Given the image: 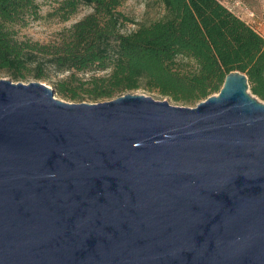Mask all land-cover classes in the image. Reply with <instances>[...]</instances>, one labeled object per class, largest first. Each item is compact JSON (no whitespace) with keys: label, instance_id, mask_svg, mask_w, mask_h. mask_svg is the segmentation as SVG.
<instances>
[{"label":"water","instance_id":"95a60500","mask_svg":"<svg viewBox=\"0 0 264 264\" xmlns=\"http://www.w3.org/2000/svg\"><path fill=\"white\" fill-rule=\"evenodd\" d=\"M0 264H264V101L70 102L0 78Z\"/></svg>","mask_w":264,"mask_h":264},{"label":"trees","instance_id":"16d2710c","mask_svg":"<svg viewBox=\"0 0 264 264\" xmlns=\"http://www.w3.org/2000/svg\"><path fill=\"white\" fill-rule=\"evenodd\" d=\"M126 1L0 0V74L45 81L71 100L144 89L196 105L239 70L264 100V34L222 0H145L159 9L146 21L124 11ZM44 4L60 21L89 11L53 40L21 37Z\"/></svg>","mask_w":264,"mask_h":264},{"label":"rangeland","instance_id":"374dc122","mask_svg":"<svg viewBox=\"0 0 264 264\" xmlns=\"http://www.w3.org/2000/svg\"><path fill=\"white\" fill-rule=\"evenodd\" d=\"M222 2L228 5L232 10H234L241 17H243L245 20L251 23L254 27H256L262 34H264V0H222ZM51 8L52 6L50 4H44L41 10L42 16L38 19H31L27 26L22 27L20 29V36L21 37H31L35 40H40L44 42L53 40L63 28L70 26L72 23L79 20L89 11V9L84 8L77 15L72 17L70 20L60 21L56 18H52L48 16V13L51 10ZM122 9L126 11L127 13H129L130 15L134 16L138 21L150 20L156 17L159 13V9L157 7L147 6L145 3V0H127L123 4ZM135 27H136V24L130 23L127 25V29H133ZM0 78H10V77L5 76L4 74H0ZM33 80L35 79H31L29 81H24V82H30ZM250 91L253 95L258 97L260 100H263L259 96L254 94L251 89ZM126 93H140V94L144 93L147 95H151L154 98L159 99V100L168 99L172 104H175V105L195 106V105L184 104L182 102H177V101L172 100L170 97L159 94L158 92L146 91L144 89H136V90L127 91L125 93H122L121 95L126 94ZM121 95H118V96H121ZM56 96L58 98H61V99H64L70 102H84V101L102 102V101L111 100V99L118 97L116 96L110 99L108 98V99L93 101L89 98L71 100V99L64 98L62 95L58 93H56Z\"/></svg>","mask_w":264,"mask_h":264}]
</instances>
